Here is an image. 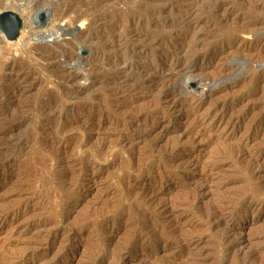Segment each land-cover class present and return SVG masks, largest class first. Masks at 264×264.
Listing matches in <instances>:
<instances>
[{"label":"rangeland","instance_id":"374dc122","mask_svg":"<svg viewBox=\"0 0 264 264\" xmlns=\"http://www.w3.org/2000/svg\"><path fill=\"white\" fill-rule=\"evenodd\" d=\"M29 2L53 23L0 30V264H264V0Z\"/></svg>","mask_w":264,"mask_h":264},{"label":"bare ground","instance_id":"6f19581e","mask_svg":"<svg viewBox=\"0 0 264 264\" xmlns=\"http://www.w3.org/2000/svg\"><path fill=\"white\" fill-rule=\"evenodd\" d=\"M11 1L12 0H5L4 1V3H3V6L5 5L6 7L4 8V9H6V10H9L7 7H9V6H7L8 5V3L10 2L11 3ZM16 3V2H15ZM34 6V4L32 3V2H29L28 4H23L22 5V7H23V11L21 12L22 13V19H23V22H24V25H23V27H22V29H21V35H19L20 36V38H18V39H23V40H25V39H27V37H29V36H32L33 34H38V35H42L43 33H45V30H46V28L49 26V28H48V30L50 31L51 30V25H52V23H53V21H52V18L50 19V21H49V23L47 24V27L45 28H42V27H38V26H36L35 25V22H34V19H33V10L32 11H29V8H31V7H33ZM35 7V6H34ZM10 8V7H9ZM3 9V10H4ZM12 9V8H11ZM14 9V8H13ZM12 9V10H13ZM16 9V8H15ZM15 9L13 10V11H15ZM28 9V10H27ZM31 9H33V8H31ZM20 10V9H19ZM17 11H18V9H17ZM16 11V12H17ZM21 16V15H20ZM31 21H33V22H31ZM45 25V24H44ZM51 26V27H50ZM47 30V31H48ZM54 30V29H53ZM55 32V31H54ZM49 33V32H48ZM50 33H51V31H50ZM47 34V33H46ZM44 35V34H43Z\"/></svg>","mask_w":264,"mask_h":264},{"label":"water","instance_id":"95a60500","mask_svg":"<svg viewBox=\"0 0 264 264\" xmlns=\"http://www.w3.org/2000/svg\"><path fill=\"white\" fill-rule=\"evenodd\" d=\"M23 25V19L17 12L13 10H3L0 13V30L6 35L7 39H17Z\"/></svg>","mask_w":264,"mask_h":264}]
</instances>
